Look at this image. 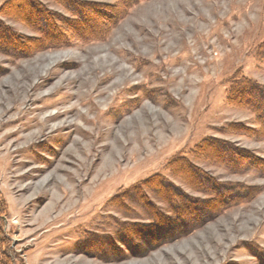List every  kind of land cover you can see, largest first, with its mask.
<instances>
[{"label":"rangeland","instance_id":"obj_1","mask_svg":"<svg viewBox=\"0 0 264 264\" xmlns=\"http://www.w3.org/2000/svg\"><path fill=\"white\" fill-rule=\"evenodd\" d=\"M116 1L0 0V264H264V0Z\"/></svg>","mask_w":264,"mask_h":264},{"label":"trees","instance_id":"obj_2","mask_svg":"<svg viewBox=\"0 0 264 264\" xmlns=\"http://www.w3.org/2000/svg\"><path fill=\"white\" fill-rule=\"evenodd\" d=\"M137 1L138 0H117L116 5L113 6V9H115L114 7L118 8V9H115V10L112 9L113 12H109L107 14V16L104 15V19H106V20L107 19L108 20L116 19L117 13L120 12L119 10H121L123 12L124 9L129 4H133ZM81 7H82V9H80V11H83L84 8H83V6H81ZM82 13H84V12H82ZM262 47H264V46H262ZM238 76H239V73H236L234 75V79ZM238 79L241 80L240 83L238 84V82H235L232 89L228 92V95H229L231 101L234 100V104L238 105V104H248L249 99H252V101L254 100L257 108H259V109L261 108L263 110V113H262L263 115H259V117L261 119L260 125L264 126V120H263V118H264V88L259 87L256 84L251 85L250 81H246L242 78H238ZM252 93L256 96V99H254L253 97L250 96ZM244 100H246L247 103H246V101L244 102Z\"/></svg>","mask_w":264,"mask_h":264},{"label":"bare ground","instance_id":"obj_3","mask_svg":"<svg viewBox=\"0 0 264 264\" xmlns=\"http://www.w3.org/2000/svg\"><path fill=\"white\" fill-rule=\"evenodd\" d=\"M44 106L46 107V105H44ZM44 106H43V107H44ZM52 114H53V113H52ZM56 116H57V113H56L55 115H53V116L48 115L49 118L56 117ZM46 119H47V118H46ZM46 119H45L44 121L42 120V121L38 122V124H37L36 126H38V127L41 128L42 125L44 124V122L46 121Z\"/></svg>","mask_w":264,"mask_h":264}]
</instances>
